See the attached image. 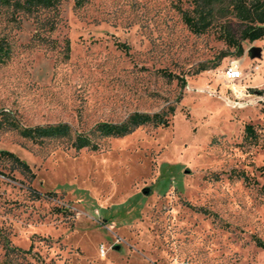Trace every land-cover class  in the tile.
Listing matches in <instances>:
<instances>
[{
    "label": "rangeland",
    "instance_id": "obj_1",
    "mask_svg": "<svg viewBox=\"0 0 264 264\" xmlns=\"http://www.w3.org/2000/svg\"><path fill=\"white\" fill-rule=\"evenodd\" d=\"M79 1L42 10L41 18L55 19L50 31L33 15L14 21L0 9V37L9 43L0 108L22 125L66 121L84 132L132 110H175L166 126L93 135L96 149L0 129V150L33 173L0 156V264H264V102L257 100L264 37L236 32L237 54L216 26L200 33L186 26L184 0ZM39 30L53 41L38 39ZM251 45L261 47L259 56ZM231 58L244 71L259 68L227 81L222 69ZM243 85L250 95L240 94L239 107L211 93L232 96L231 87Z\"/></svg>",
    "mask_w": 264,
    "mask_h": 264
},
{
    "label": "trees",
    "instance_id": "obj_2",
    "mask_svg": "<svg viewBox=\"0 0 264 264\" xmlns=\"http://www.w3.org/2000/svg\"><path fill=\"white\" fill-rule=\"evenodd\" d=\"M186 6L179 7L181 17L186 26L194 33L204 32L211 26H216L222 38L228 45L234 46L237 54H241L243 47L236 38L254 40L264 37V0H184ZM60 0H0V9L5 8L9 11V19L16 21L20 13L33 15L38 21L41 31H50L55 26V19L51 17L41 18L40 13L44 9L54 8ZM75 3H80L75 0ZM238 23L239 27L234 24ZM235 27V28H234ZM36 35L38 39L52 42L43 34ZM64 49L67 55L69 50V39H64ZM119 45L127 47L125 43ZM9 53V43L5 37H0V63L3 62ZM205 67H200L198 70ZM168 78L176 77L180 85H184V76H179L170 71L160 70ZM177 101L179 98L176 99ZM175 105L169 104L166 107L154 110H132L119 121L100 120L94 123L89 131H77L72 129L66 121H56L38 123L34 125H22L14 116L13 112L7 108H0V129H15L21 136L35 143H41L46 139H58L63 137L70 138V145L76 149L88 147L98 148V142L94 136H120L131 132L142 124H152L166 126L170 123V116L174 113ZM245 132L251 137L256 136L253 124L245 123ZM0 156L11 161L13 166L19 168L24 174L32 176L29 165L17 154L10 150L1 149ZM264 168V166H261ZM243 179L249 180V176L244 172H237ZM50 192V191H48ZM52 192V191H51ZM54 193V192H52ZM208 212V210H205ZM257 243L263 245L260 240ZM17 250H22L17 247Z\"/></svg>",
    "mask_w": 264,
    "mask_h": 264
},
{
    "label": "built area",
    "instance_id": "obj_3",
    "mask_svg": "<svg viewBox=\"0 0 264 264\" xmlns=\"http://www.w3.org/2000/svg\"><path fill=\"white\" fill-rule=\"evenodd\" d=\"M241 63L238 58H231L229 59L224 65H223V77L225 80L234 82L235 80H242L247 77H250V73L252 71H257L259 68V64L255 63L251 65L250 69L248 71H244L243 67L241 66ZM217 92V93H216ZM211 93H214L216 96L220 97L221 99L225 100L228 104H230L232 107H239L243 105V99L240 98V96L243 95H250V93L247 92L246 85L241 86V88H234L231 87V94L232 96L224 95V93H221L220 91H216L215 89L211 90ZM241 94V95H240ZM257 100H262L264 102V97L259 94ZM249 99H245V102H248ZM244 102V103H245ZM264 108V103H263ZM99 252L102 256L105 255L106 248L103 244L99 247Z\"/></svg>",
    "mask_w": 264,
    "mask_h": 264
},
{
    "label": "water",
    "instance_id": "obj_4",
    "mask_svg": "<svg viewBox=\"0 0 264 264\" xmlns=\"http://www.w3.org/2000/svg\"><path fill=\"white\" fill-rule=\"evenodd\" d=\"M249 51H250L251 56H259L261 54V47L257 45H251L249 47Z\"/></svg>",
    "mask_w": 264,
    "mask_h": 264
}]
</instances>
